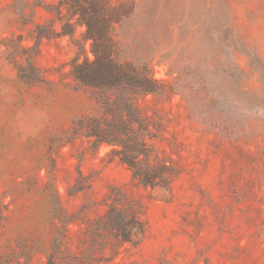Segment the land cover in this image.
Wrapping results in <instances>:
<instances>
[{
	"label": "rangeland",
	"instance_id": "1",
	"mask_svg": "<svg viewBox=\"0 0 264 264\" xmlns=\"http://www.w3.org/2000/svg\"><path fill=\"white\" fill-rule=\"evenodd\" d=\"M136 1L130 27L144 18L145 0ZM181 1L173 16L183 17L187 34L177 32L174 43H188L184 56L205 64L221 100L232 96L239 102L232 103L231 134L192 120L180 94L146 95L144 102L169 121L157 145L180 171L167 196L132 184L129 170L109 160L108 146L94 150L86 140L67 141L74 117L99 113L96 91L68 73L76 47L67 36L41 38L35 63L45 81L22 83L2 41L22 35L31 45L34 24L54 15L38 6L33 22L24 25L14 17L12 0H0V257L47 243L52 188L68 212L87 204L88 216L96 217L104 211L100 200L107 187L119 185L143 202L147 230L115 264H264V0ZM151 68L153 77L172 82L169 63L159 55ZM77 169L90 189L69 195ZM77 228L71 225V237ZM44 260L39 250L29 264Z\"/></svg>",
	"mask_w": 264,
	"mask_h": 264
},
{
	"label": "trees",
	"instance_id": "2",
	"mask_svg": "<svg viewBox=\"0 0 264 264\" xmlns=\"http://www.w3.org/2000/svg\"><path fill=\"white\" fill-rule=\"evenodd\" d=\"M181 2L145 0L144 18L130 27L136 0H12L14 17L24 25L33 22L38 6L54 16L46 24H34L31 45L23 43L22 35L2 41L19 80L33 86L45 81L35 63L40 39L69 37L76 50L68 61V73L78 85L96 91L99 113L74 117L66 132L67 141L86 140L94 150L108 146L109 160L129 170L132 184L150 194L156 191L167 196L180 171L157 145L169 121L158 108L144 102L146 95L171 98L180 94L190 118L209 130L233 134L231 128L236 126L232 103L237 99L231 96L221 100L211 88L205 64L198 57L193 62L190 56H184L188 43H174L177 32L180 36L187 34L183 17L173 16ZM78 27L82 31L76 37ZM157 55L169 63L168 70L174 74L171 83L153 77L151 61ZM233 67L238 71V66ZM255 132L253 129L250 135ZM90 185L77 169V177L67 191L74 195L90 189ZM47 199L46 223L51 232L47 243L24 253L15 250L8 257H0V264H29L39 250L45 255L43 264H115L122 250L138 246L146 235L145 206L125 187H107L100 200L104 211L96 217L88 216L87 204L68 212L55 188ZM72 224L78 227L74 237L70 236Z\"/></svg>",
	"mask_w": 264,
	"mask_h": 264
}]
</instances>
